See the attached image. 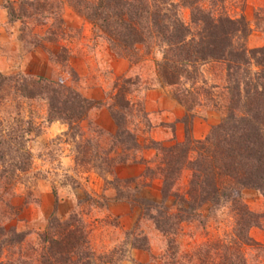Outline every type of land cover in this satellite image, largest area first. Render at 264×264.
<instances>
[{
  "label": "trees",
  "instance_id": "1",
  "mask_svg": "<svg viewBox=\"0 0 264 264\" xmlns=\"http://www.w3.org/2000/svg\"><path fill=\"white\" fill-rule=\"evenodd\" d=\"M202 2L2 0L8 23L20 25L18 40L27 44L29 37L32 48L48 44L47 55L52 63L64 65L68 61L65 46H57L56 52L49 49L61 36V14L66 6L91 24L93 38L103 41L113 56L136 64L141 62V50L146 56L154 51L159 53L160 58L153 61V87L176 89L173 99L185 110L180 119L185 137L183 142L171 146L154 140L144 148L139 145L135 132L128 128L135 111L143 117L146 114L132 101L141 81L138 77L118 78L119 86L108 103L91 101L61 81L0 72V190L13 189L20 176L30 169L33 155L29 144L41 133L33 118L23 117L19 110L14 115L11 112L3 115L2 108L14 103L18 109L17 101L41 100L47 106L43 123L66 124L67 134L82 136L80 123L92 109L105 107L116 130L108 134L109 148L100 153L105 158L92 162V168L102 177V172H110L114 166L136 162L132 155L140 149H153L154 167H146L143 177H159V201L133 200L147 221L162 236L171 238L181 224L204 223L203 208L213 211L227 205L232 213L233 230L197 250L192 257L197 264H247L244 248L256 245L249 230L256 225L257 217L242 202V191L253 190L264 198V47L247 49L249 29L245 20L215 15ZM184 9L190 12L188 22L182 18ZM38 27L44 29L41 35L31 31ZM24 31L26 34L22 35ZM217 64L223 65L225 77L207 83L202 68ZM242 67L245 69L240 74ZM217 90L224 98L219 100ZM214 98H218L215 106L225 110L223 117L204 139H192L193 109L209 104ZM76 146V158L83 163L98 156V147L92 141ZM185 170L190 176L180 192L176 183ZM114 190L117 201L132 202L116 187ZM5 208L12 210L7 202ZM7 211L0 214V264H98L101 260L90 249L85 226L76 216L71 217V222L51 219L48 222L51 230L40 236V248H33L34 254L18 253L17 258L10 259L13 255L8 252V257H4V249L21 247L26 237L13 227H4L11 217L5 215ZM146 242V236H135L126 246L146 250ZM103 262L113 264L108 259Z\"/></svg>",
  "mask_w": 264,
  "mask_h": 264
},
{
  "label": "rangeland",
  "instance_id": "2",
  "mask_svg": "<svg viewBox=\"0 0 264 264\" xmlns=\"http://www.w3.org/2000/svg\"><path fill=\"white\" fill-rule=\"evenodd\" d=\"M202 6L212 10L215 15H227L232 19L243 18L249 29L245 42L247 49L264 47V0H222L219 3L203 0ZM61 15L63 19L61 36L55 44L49 45V49L56 52L57 46L66 47L69 55L64 65L49 61L48 44L32 48L28 44L32 43L29 37H26L27 44L19 41L20 25L9 24L6 17V33H14L17 44L13 47L10 43L0 41V72L4 75L26 74L39 77L44 76L37 75L35 72L46 73L49 76L44 78L61 81L82 96L79 90L82 86L92 88L99 84L104 95L102 100L83 97L91 101L108 103H110L109 97L116 93L115 87L119 86L118 78L138 77L141 81L137 84V92L133 94L132 101L146 114L143 117L141 113L135 111L128 123V128L135 132L139 145L144 148L152 140L150 133L153 127L158 128L155 133L162 136V139L155 140L156 142L164 146L183 142L185 126L179 120L181 128L177 129V122L171 117L177 115L178 111L182 113L181 118L185 115L184 108L173 99V92L176 89L153 87L155 83L153 61L159 59L160 54L154 51L146 56L141 50L139 51L141 62L131 64L125 58L113 56L103 41L94 39L91 24L78 16L72 8L64 7ZM189 15L190 12L187 9L182 10V18L185 22L189 21ZM31 31L41 35L44 29L38 27L32 28ZM25 34L24 31L22 35ZM37 50L40 55L35 53ZM112 56L115 59H124L128 63L126 71L121 73V64L109 62V57ZM43 57L48 60V67L45 61H42ZM78 57L87 68L84 76L82 75L84 69H81L80 77L69 62L70 58ZM243 69L245 68L242 67L239 70L240 74L243 73L241 71ZM202 70V77L207 80V83L220 76L224 78L226 74L223 65L218 64L207 65ZM143 86L148 88L142 89ZM220 93L221 91L217 90L216 94L220 95ZM220 98L224 96L220 95L219 100ZM217 100L218 98L211 99L209 104L193 109L195 117L190 129L192 139H204L210 129L220 122L225 110L215 106ZM149 102L156 103L160 106V110H155L152 105L149 107ZM17 103L18 109L12 103L2 108L1 113L5 115L11 112L14 115V112L19 110L23 117L33 118L34 124L40 127L41 133L29 144L33 155L30 169L20 176L13 189L0 190V214L8 210L5 208L6 202L12 207L11 212L8 210L5 214L11 217L4 227H13L15 231L26 234L21 247H14L9 251L3 250L4 257H8V252L13 255L10 259L17 258L18 253L34 254L35 251L33 252L32 249L40 248L39 238L44 232L51 230L52 226L48 225V222L53 218L61 222H71V217L76 216L81 220L87 232L90 249L95 255L101 256L98 264H111L104 263V259H108L113 264H197L192 257L197 250L203 249L210 242L220 240L226 233L233 230L231 209L226 205L213 211L203 208L201 212L206 216L204 226V223L200 225L198 222L181 224L174 237L162 236L154 229L151 222L147 221L139 206L133 201L136 200L135 198L159 201L161 180L159 177L150 179L143 177L146 167H154L155 151L153 149H149L152 151V157H143L146 149H140L132 155L136 162L114 166L110 172H102L101 177L97 173L98 170L92 168L91 164L105 158L100 153L109 148L108 134H113L116 130L114 123L112 132L97 123L99 122L97 111L102 107L92 109L80 123L82 136H71L66 133L68 130L66 124L56 122L48 126L43 123L47 113V106L43 101H17ZM104 109L107 110L105 107ZM87 140L94 142L98 147V158L94 157L92 158L94 161L83 163L81 159L76 158V145H81ZM91 147L92 144L89 150ZM111 156L113 154L108 157ZM189 176L190 172L187 170L180 174L176 183V188L180 192L184 191ZM145 184L147 185L144 186ZM114 187L132 202L117 201ZM241 199L247 209L257 217L256 225L249 230V236L256 245L244 248L247 264H264V198L259 193L246 189L242 191ZM113 203H125L129 209L125 210L124 214L117 215L120 205L115 209L114 206L117 204L113 205ZM141 235L147 238L146 250L131 249L126 246V242L130 243L135 236Z\"/></svg>",
  "mask_w": 264,
  "mask_h": 264
},
{
  "label": "crops",
  "instance_id": "3",
  "mask_svg": "<svg viewBox=\"0 0 264 264\" xmlns=\"http://www.w3.org/2000/svg\"><path fill=\"white\" fill-rule=\"evenodd\" d=\"M5 23H6V16H5V13H4V11H3L2 7H1V0H0V41L10 43L14 47V45L17 44L16 41H15L16 40L15 34L14 33L13 34L6 33V30H5L6 24ZM13 49H15V48H13ZM35 53L37 55H40L38 53V50L35 51ZM31 55H33V54H31ZM31 55H29V56H31ZM44 58L45 57L42 58L43 59L42 61L43 62L45 61L44 63L48 67L49 62H48V60H46ZM112 61H114V63H116V64H121L122 65L121 73L126 71V69L128 68V63L124 59H115L113 56L109 57V62L111 63ZM69 62L71 63L72 68L74 69L75 73L79 77L81 76V72H80L81 69H84V70H82V75L84 76V72L87 70V68H85L84 63L80 60L79 57L78 58H74V59L70 58ZM35 73H37V75H41V76H44V77L45 76L46 77L49 76V75L47 76L46 73L45 74L39 73V72H35ZM79 90L83 94V96H85L87 98H91V99L102 100L103 96H104L103 92H102V89H101L99 84L94 85L92 88H85L84 86H82V88H80ZM167 100L169 101L168 98H167ZM146 104L148 106V100H147ZM151 105L155 107V110H160V106H158L156 103L153 104L152 102L151 103L149 102V107ZM171 105L174 106V104H171ZM97 112H98V118H99V122H97V123L101 124L102 128L107 129L109 132H112L114 130V126H113V122L110 119L108 111L106 109H104V107H102V109L98 110ZM169 116H171V115H169ZM171 117H172L173 121L177 122L176 123L177 124L176 125L177 129H180L181 128V123L179 122V120L182 117V113L178 111L177 115H174V116H171ZM157 130H158V128L153 127V129L151 130V133H150L151 139L154 140V141L162 139L161 138L162 136L160 137V136L157 135V133H155V131H157ZM143 157H145V158L152 157V151L149 150V149L144 150ZM114 204H117V205L114 206L115 209L117 208L118 205H120V208H119L120 211L116 213L117 215L124 214L125 210L129 209L128 205L125 204V203H113V205ZM109 207H110V205H109Z\"/></svg>",
  "mask_w": 264,
  "mask_h": 264
}]
</instances>
